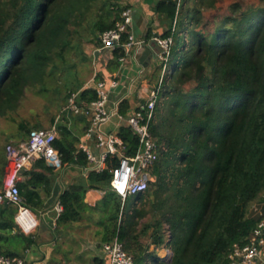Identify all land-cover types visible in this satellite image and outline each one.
<instances>
[{
	"label": "trees",
	"instance_id": "1",
	"mask_svg": "<svg viewBox=\"0 0 264 264\" xmlns=\"http://www.w3.org/2000/svg\"><path fill=\"white\" fill-rule=\"evenodd\" d=\"M95 1L0 0V116L16 109L28 86L42 82L55 53L70 43L68 25ZM217 1L154 2L155 12L168 21L161 36L172 37L149 129L159 149L150 167L155 180L122 205L110 187L111 170L118 162L113 155L103 171L81 172L82 177L59 196L63 209L56 225L101 208L97 223L101 240L117 237L133 264H228L233 244L245 242L259 219L251 205L264 211V0L241 12L240 5L232 3L231 13L208 31L203 12ZM117 4L107 14L109 20L95 22L100 32L112 27L128 7ZM113 54L118 61L124 49L118 47ZM79 97L89 101L95 94L85 88ZM128 109V101L121 100L119 113L125 116ZM57 127L54 146L60 166L82 168L86 156L77 144L87 124L78 131L67 123ZM25 128L20 123L19 129ZM118 133L131 152L136 136L125 125ZM4 165L0 150V190ZM36 165L51 169L42 159ZM26 174L29 179L19 181L18 187L25 205L33 210L37 194L32 185L47 177L34 169ZM91 188L104 191L95 206L83 200ZM16 211L11 204L0 205V253L20 255L6 248L13 237H25L26 246L31 241L18 230ZM144 217L148 219L142 222ZM149 228L150 242L143 243ZM156 248L171 253L161 257ZM93 262L103 260L96 257Z\"/></svg>",
	"mask_w": 264,
	"mask_h": 264
},
{
	"label": "built area",
	"instance_id": "2",
	"mask_svg": "<svg viewBox=\"0 0 264 264\" xmlns=\"http://www.w3.org/2000/svg\"><path fill=\"white\" fill-rule=\"evenodd\" d=\"M133 11L125 7L120 18L114 25L99 33V53H112L118 47L125 50V54L118 60L123 62L131 48L141 46L144 41L136 39L131 31ZM173 22L171 31L174 30ZM152 40L158 45L159 73L153 87L143 92L140 89L138 97L141 99L130 111L122 116L118 111L119 103L109 105V94L117 87V76L97 77L93 75L81 89L71 92L64 109L75 114H82L87 122L83 138L77 147L86 156V165L82 167L83 175L90 171L101 172L107 166L108 159L115 155L117 164L111 170L110 187L120 197L123 205L126 198L144 191L149 183L155 180L150 167L158 159V145L150 134V122L153 118L155 103L158 98L161 83L165 74L168 58L171 51L172 37L155 35ZM92 89L95 98L89 101L80 99L82 89ZM113 114H119L124 125L129 127L136 136L134 149L120 136L119 131L105 132L102 124ZM59 132L56 121L48 128L31 129L26 138L10 141L4 148L3 185L0 190V205L11 204L17 208L14 220L18 230L24 234L32 233L38 225L35 214L24 203L20 194L18 182L23 179L22 172L31 167L37 160H44L52 166L60 165V153L54 146ZM59 200L54 205L55 221L62 212ZM254 210L259 219L245 242L234 243L228 253V264H255L260 258L264 247V211L258 206ZM102 264H133V257L122 243L114 237L103 242L101 246ZM169 253H171L169 251ZM168 254L167 256H169ZM0 264H30L20 255L0 253Z\"/></svg>",
	"mask_w": 264,
	"mask_h": 264
},
{
	"label": "rangeland",
	"instance_id": "3",
	"mask_svg": "<svg viewBox=\"0 0 264 264\" xmlns=\"http://www.w3.org/2000/svg\"><path fill=\"white\" fill-rule=\"evenodd\" d=\"M235 2L240 5V12L249 7L260 5L259 0H218L215 7L203 12L205 28L208 31H212L216 21L225 14L231 13L230 6ZM117 3L125 5L120 0H96L84 15H76L77 17L71 21L68 25L71 31L70 43L55 53L53 61L46 68L42 82L28 86L16 109L9 112L6 116H0L1 151L4 152L5 145L8 142L26 138L27 134L25 131L28 129L48 128L55 121L57 124L70 121L86 123L82 114H75L70 110L64 109V107L67 104L69 94L76 91L93 75V53L97 46L96 37L99 36V30L94 24L100 19L109 20L107 19V14L113 13L112 8ZM159 71V68H157L153 78ZM20 123L24 124L26 128L23 130L19 129ZM131 198L130 196L129 199ZM253 208L252 204L251 210ZM31 211L35 214L41 226L49 221V215L43 214L42 211L36 209ZM99 211H101V208L91 214L87 213V211H82L81 217L67 223L66 227L71 225V228H67L65 239L70 249L68 253L71 255L66 254V259L70 261L66 260L63 264H94V257L99 255L101 251L85 248V246L81 245V242L83 244L89 243V245L93 246V249L96 247L101 249L103 243L99 232L101 226L97 224L101 214ZM147 219L148 217H144L141 221H147ZM150 231L151 228H149L147 235L142 236L141 240L143 243L150 242ZM25 242V237H13L6 245V248L14 250L22 256L21 252ZM150 249H155V246L151 244ZM156 250L161 257H166L170 254V250L167 248H156ZM55 263L56 261H52L49 264ZM58 264L62 263L59 261Z\"/></svg>",
	"mask_w": 264,
	"mask_h": 264
},
{
	"label": "crops",
	"instance_id": "4",
	"mask_svg": "<svg viewBox=\"0 0 264 264\" xmlns=\"http://www.w3.org/2000/svg\"><path fill=\"white\" fill-rule=\"evenodd\" d=\"M120 1L132 9L133 19L131 31L134 37L143 40L144 44L139 47L135 46L131 48L125 60L120 62L114 57L113 51L112 53H99L96 57L95 51H97L99 47L97 36V46L93 53V75L99 78L110 77L112 75L117 76L119 84L109 94V105L113 106L125 99L129 104L128 112L141 100L138 97L140 89L143 88V92L150 90L157 80L159 72H157L155 78H153V75L157 68H159L157 56L159 47L152 40V37L155 35L161 36L162 33L168 29V21L165 16L155 12L154 2L157 0ZM99 33L100 31H98V35ZM111 62H113L112 66L109 67V63ZM86 124L87 123L82 124L77 121H70L67 123L68 127L76 131ZM122 125H124V121L121 116L119 114H113L102 124V129L105 132H116L119 131ZM83 134L80 136V140L83 138ZM46 164L51 167L50 170H46L39 165L34 167L32 165L22 172L24 180L29 179V175L26 173L30 169H34V171L42 172L46 175L47 179L45 182L43 181L38 185H32L37 194L34 196L32 203L34 208L32 209L42 211L43 214L49 215V221L42 226L41 223L38 222L35 230L27 234V237L31 238V241L28 246L25 245L23 247L21 255L30 264H49L52 261H56V263L60 261L63 264L66 260L70 261L66 259V254H71L68 253L70 249L65 236L67 235V228H71V225H68V227H66L67 224L56 225L54 219V205L59 200V196L64 189L82 177V168L72 164L64 167L60 165L54 167L47 162ZM103 195L104 191L91 188L85 191L83 200L89 206H95L101 201ZM81 245L93 251H101V249L97 247L93 249V246L89 245V243L83 244L81 242ZM101 254L102 252L94 258H101ZM255 264H264V247L260 258Z\"/></svg>",
	"mask_w": 264,
	"mask_h": 264
},
{
	"label": "water",
	"instance_id": "5",
	"mask_svg": "<svg viewBox=\"0 0 264 264\" xmlns=\"http://www.w3.org/2000/svg\"><path fill=\"white\" fill-rule=\"evenodd\" d=\"M96 57L99 55V51H95ZM49 165H52L51 163H48Z\"/></svg>",
	"mask_w": 264,
	"mask_h": 264
}]
</instances>
